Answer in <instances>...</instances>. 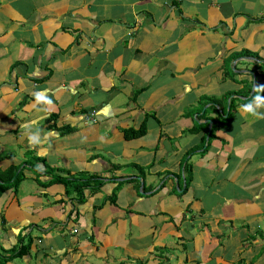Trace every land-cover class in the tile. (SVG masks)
<instances>
[{
	"label": "crops",
	"instance_id": "0c3cea01",
	"mask_svg": "<svg viewBox=\"0 0 264 264\" xmlns=\"http://www.w3.org/2000/svg\"><path fill=\"white\" fill-rule=\"evenodd\" d=\"M254 84L264 0H0V264H264Z\"/></svg>",
	"mask_w": 264,
	"mask_h": 264
},
{
	"label": "trees",
	"instance_id": "16d2710c",
	"mask_svg": "<svg viewBox=\"0 0 264 264\" xmlns=\"http://www.w3.org/2000/svg\"><path fill=\"white\" fill-rule=\"evenodd\" d=\"M254 96V95H253ZM251 96V98L253 97ZM214 103L219 104V102L214 101ZM231 108L229 110V112L226 115V120L229 121L231 119V116L233 115L234 111H235V107L233 105V99H231V104H230ZM208 108L205 110V114L207 113ZM53 119H56V116H52ZM201 124L196 123L194 126V130H200L201 128ZM72 130L71 129H67L64 130L63 133H70ZM146 131V126L143 125L140 129H131L128 130L126 132V137L128 138H134V137H138L139 135L144 134ZM212 131H214V127L212 128ZM213 134V132H211V135ZM38 157L34 156L32 153H29V157L27 159V163L30 164L32 166V168L34 169V171L38 172V167L36 166ZM23 171V170H22ZM22 171L18 172V168L16 167H9L7 170L1 171L0 172V180L3 182L0 185V194L3 192V190L6 187L9 186H18L21 182V180L24 178V175L22 174ZM46 173H50V171H46ZM52 177L49 181H41L38 180L39 183L41 185H51L53 183H64L66 186V194L70 195L72 192H76V202L77 203H81L85 201V189L88 187L93 186V189L98 190L103 184H104V180L102 179H97V178H89V179H76V178H71L69 176H62V175H57ZM188 185H189V181L187 180ZM188 187V186H187ZM187 189V188H186ZM115 195L116 193H114V195L112 196V199L115 200ZM31 246V242H27L26 244H23V246L20 248L19 251L15 252L12 256H16V255H20V254H24L25 252L29 251ZM9 258H11V256H9Z\"/></svg>",
	"mask_w": 264,
	"mask_h": 264
},
{
	"label": "clouds",
	"instance_id": "9594fccd",
	"mask_svg": "<svg viewBox=\"0 0 264 264\" xmlns=\"http://www.w3.org/2000/svg\"><path fill=\"white\" fill-rule=\"evenodd\" d=\"M253 91L257 93L253 96V101L247 104L241 105L240 110L242 113H247L255 117L256 119H264V114L257 111L258 108L264 107V97L259 95V93L264 92V85H255L253 86ZM36 102L37 103H44L50 105L52 102L49 100L43 93H36L35 94ZM23 127L27 130L26 135L31 145H36L41 143L40 137L35 133L32 132L30 129V125L26 124ZM31 133V134H29Z\"/></svg>",
	"mask_w": 264,
	"mask_h": 264
},
{
	"label": "rangeland",
	"instance_id": "374dc122",
	"mask_svg": "<svg viewBox=\"0 0 264 264\" xmlns=\"http://www.w3.org/2000/svg\"><path fill=\"white\" fill-rule=\"evenodd\" d=\"M247 243H248V246H249V242L247 241Z\"/></svg>",
	"mask_w": 264,
	"mask_h": 264
}]
</instances>
